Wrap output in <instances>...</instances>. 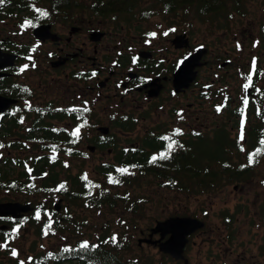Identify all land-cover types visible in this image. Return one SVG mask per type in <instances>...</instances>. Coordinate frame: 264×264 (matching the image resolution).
Here are the masks:
<instances>
[{
  "label": "flooded vegetation",
  "instance_id": "af4514ba",
  "mask_svg": "<svg viewBox=\"0 0 264 264\" xmlns=\"http://www.w3.org/2000/svg\"><path fill=\"white\" fill-rule=\"evenodd\" d=\"M43 1L42 9L37 0H3L0 3V97L15 101L5 112H0V144L3 145L0 147V168L5 170L11 162L9 167L15 178L26 174L22 181L35 183L37 188L44 183L50 186L47 194L16 192L22 197L7 203L30 205L32 210L21 214L19 219L12 216L0 218L3 220L1 225L8 226L6 231L17 229L25 222L31 224L33 221L30 220L38 210L46 227L50 221L52 224L60 214L57 213L61 210L59 203L65 199V193L75 189L74 179L78 178L79 183L82 181V175L69 177L71 183L65 179L66 161L75 159L81 166L90 155L102 154L105 159L111 158L113 163L104 165L100 172L105 173V169L110 175L117 174L118 169H127L122 164L134 155V159H143L152 152L151 148L144 146L147 140L164 144V151L168 150L170 141L162 137H171L176 145L187 147H192L197 137H203L211 144L228 135L226 127L231 126L234 133L239 126L242 128L243 122V129L247 126L252 129L250 134L258 132L260 136L252 150H249L253 143L250 134L244 144L233 142L232 151L241 154L247 148V153L239 156L244 157L245 164L233 170L242 176L235 186L241 185L243 192L245 184L254 182L252 176H264V168L259 167L264 155L252 165L248 161L250 153L262 148L264 89H255L251 83L244 97L243 83L238 81L242 78V68L237 69L238 75L234 79H227L226 71H222L234 64L239 66L241 62L230 59V52L214 53L210 46L195 43L192 19L186 20L185 28H178L176 23L170 24L166 19L168 26L150 29L142 25V10L130 8L127 2L124 6L108 7L107 24L94 21L86 24L82 19L86 12L100 17L97 0ZM36 9L46 11L48 15L41 16ZM42 26L49 27L57 39L38 38L35 30ZM165 32H168L167 36ZM98 33L103 34L100 41L97 40ZM152 33L156 35L152 36ZM177 37H184L183 42L186 41L187 45L177 47L173 42ZM237 41L234 37V42ZM249 44L251 42L246 39L241 47ZM200 49L208 52L201 60L202 66L195 70V81L176 91V72ZM148 54L151 57L146 56ZM259 66L260 63L255 64L254 74ZM263 74L264 68L261 67L253 85L263 83L260 80ZM148 117H153L159 127L167 128L149 127L142 134V126ZM200 120L198 127L213 134L211 140L202 134L193 136V130L188 131V128L194 129V124ZM77 127H80V134L74 137L72 132ZM102 128L109 129L108 133L101 131ZM116 128L121 138L115 134ZM176 129H180L182 135H174ZM156 153L160 155L162 150ZM19 160L21 165L17 163ZM127 170L131 175H153L145 168ZM61 184L65 188L57 190ZM27 187L31 190V184ZM256 187L264 192V181L260 180ZM40 196L52 198L36 203ZM236 211L241 214L242 208ZM173 217L199 219L205 227L189 237L183 260H175L159 251L170 263L201 264L202 254L193 249L207 247L217 250L211 264H215L217 257L218 264H264V206L263 210L257 208L251 212L246 221V225H259L263 233L256 236L257 229L252 233L250 253H243L241 236H235L236 216H220L217 218L219 226H210L206 214L202 218ZM153 228L147 232L148 237ZM144 233L142 231L141 235L145 236ZM45 235L52 238L55 234L47 232ZM160 238V234L154 235L153 240ZM80 244L78 242L75 246L81 254ZM71 247L65 243L62 247L45 251V264H81L82 257L73 259L66 255V249ZM154 247L159 250L158 246ZM196 257L198 259L194 261Z\"/></svg>",
  "mask_w": 264,
  "mask_h": 264
},
{
  "label": "rangeland",
  "instance_id": "374dc122",
  "mask_svg": "<svg viewBox=\"0 0 264 264\" xmlns=\"http://www.w3.org/2000/svg\"><path fill=\"white\" fill-rule=\"evenodd\" d=\"M153 5L151 1L141 2V6L138 9L142 10V21H144L142 25L150 29H154L159 25L168 26L167 16L163 15L160 7L153 8ZM39 6L42 9L41 3ZM239 9L240 11L238 12L228 9L215 15L201 16L193 13L189 15V9L186 8L176 17L168 16L170 18L168 20L176 23L178 28H185L186 20L192 19L194 22L195 43L210 46L214 53L230 52V59H237L241 62L239 66L234 64L231 65V68L222 70L223 72L226 71L224 74H226L227 79H234V76L238 75L237 69L242 68V78L240 77L238 81L243 83V89L246 83H252L255 89H264V74L260 77L263 83L253 85V83L255 84L257 73H253L252 67L253 59L255 58V64L260 63L261 67L264 68V0H242V5ZM149 13H151V16L144 19L143 17ZM82 19L86 24L92 23V21L97 24H107L108 20L99 16L95 17L91 12L83 14ZM177 23L183 25L179 26ZM234 37L237 38V43L234 42ZM246 39H249L251 44L242 48L241 43ZM237 45H239V48ZM261 67L259 66L258 69L260 70ZM249 74L254 77L251 82L247 79ZM244 97H246V91L244 92ZM200 124L201 120L199 123L194 124V129L188 128V131L191 132L193 130V136L202 134L211 140L210 136L213 134L208 133L206 129L198 127ZM149 127L167 128L159 127L153 117H148L146 123L142 126V134ZM225 130L229 135L225 149L230 152L226 157L231 160L235 168H240L239 165L245 164V159L244 157L239 158V156L247 153V148H244V152L241 154L237 150L232 151L233 142L244 144V139L248 137L252 129L247 126L242 129L239 126L238 131L233 133L231 126H229ZM242 130L244 139H241ZM114 132L116 135L119 134V129L116 128ZM224 162H227V160L225 159ZM110 163H113L111 158L105 159L102 154H93L83 160L81 166L78 165V160L66 161L63 172L68 182H70L69 177L73 178L75 175H82L81 178L83 179L86 174L87 180L92 182L98 191L109 189L117 199V203L114 206L104 205L100 208H90L85 207L83 203L73 205L65 198L63 202L59 203L61 210L57 212L60 213L59 216L62 218V223H60L62 227L54 229L56 226L54 220L57 219V216L49 227L51 232L55 234L52 238H47L48 236L45 235L46 230L39 235V229L36 227L38 223L36 215L34 219L30 220L34 222L33 225L25 222L19 225L17 229L13 228L11 230L8 240L0 237V245L8 244L7 248L0 247V264H20L21 261H24V264H30L38 253L57 249L65 243L67 247H71L78 244V242L87 241L90 244L103 239L111 245L114 244L112 241L113 237L119 238L118 243L127 249V252H125L127 259H129L128 261H133V264H173L162 257V254L153 245L143 243L141 246L139 241L149 239L147 232L151 228H155L158 222L176 215L202 218L206 214L208 215L207 221L210 226H219L220 223L217 218L220 216H236L235 236H241L243 253H250L253 248L249 239L256 229L258 230L256 236L263 234L259 225H246V221L249 219L251 212L257 211V208L263 210L264 202H261V200L264 201V192H261V188L256 186H258L260 180L264 181V176H252L254 182L245 184L243 192L241 185L238 186L239 188L235 186L239 184L237 181L225 184L220 189L215 190V193L202 195L183 192L177 188L167 187L162 183L153 181L144 183L137 190H128V188H123L121 185L113 186L109 181L106 182L105 177L108 174L101 173L100 168ZM259 167L264 168V160ZM68 172L70 173L67 174ZM235 188H238V190H234ZM17 197L22 196L0 191V203L14 202L18 200ZM47 198L52 197L40 196L36 203L45 201ZM238 208H242L241 214L236 211ZM45 211L46 209L43 213ZM0 226L2 225L0 224ZM142 231L145 232V236L141 235ZM12 249L18 251L17 257L11 255ZM193 250L202 254L201 264H211L212 257L217 253L216 249L209 250L207 247L204 249L197 247ZM197 259L198 257L194 258V261H197ZM218 261L219 258L217 257L215 264H218Z\"/></svg>",
  "mask_w": 264,
  "mask_h": 264
},
{
  "label": "trees",
  "instance_id": "16d2710c",
  "mask_svg": "<svg viewBox=\"0 0 264 264\" xmlns=\"http://www.w3.org/2000/svg\"><path fill=\"white\" fill-rule=\"evenodd\" d=\"M19 2V0H17ZM39 3L43 4V0H37ZM69 0H67L68 2ZM99 3V15L100 17L108 18V7L121 5L124 6L127 2L130 4V8H139L141 2L144 0H97ZM108 1V3H107ZM153 2V8H161L163 15L167 16V19H170L168 16H178V14L184 9H189V15H215L221 12H225L228 9H232L235 12L240 11L242 0H147ZM67 8L69 6H66ZM151 16V13L147 14L144 19H147ZM171 24V21L169 22ZM259 71V70H258ZM257 71V73H258ZM121 127L126 128L121 125ZM126 130H128L126 128ZM257 132V131H256ZM258 133V132H257ZM250 134V138L253 143L249 147V150H252L260 134ZM68 143V140H65ZM228 144V135L225 138H219L216 142H211L208 144L207 140L203 137H197L192 147L182 146L181 144L176 145L174 148L176 151H172L170 157L173 159H157L155 162H152V157H159L156 152L162 150L164 151V144L158 145L154 140H147L144 144L145 148L152 149L151 153H148L144 156L143 159H134V155L131 160L123 163V167L127 169L131 168H145L148 169V172H151L153 175L147 176H138L131 175L128 173H117L110 175L109 171L103 170L108 174L106 182L109 181V177H112L114 181L118 183H110L113 186L121 185L123 188H128V190H137L142 187L144 183L153 181L155 183H162L163 185L171 188H177L180 191L188 192L194 195H202L206 193H215V190L220 189L225 184H231L235 181H239L242 176L233 172L238 168L234 167V164L231 163L226 155L230 152L225 149V146ZM235 145L233 144V147ZM182 154V156H181ZM121 159V158H120ZM119 159V161H120ZM227 162H224V160ZM21 165V161H17ZM11 162L8 163V166L5 170L0 171V191L6 192L9 194H15L16 192H25L29 194H37L38 192L46 193L49 191L50 186L46 183L42 184L41 187H36L37 184L22 181L21 178L26 174L20 175V177L15 178L14 174L11 173V168L9 167ZM215 167H217L215 169ZM189 172V173H186ZM31 184L27 187V185ZM73 185L75 189L72 191L66 192V200L73 203V205H78L83 203L85 207L95 208L102 207L104 205L114 206L117 203V199L112 194V191L100 190L98 191L93 186L94 184L89 180L82 179L79 183L78 178L74 179ZM27 188V189H26ZM29 188V189H28ZM128 192V191H127ZM24 194V193H22ZM47 194V193H46ZM45 194V195H46ZM44 218L38 220L36 227L39 229V235L43 231L51 232V229L46 227ZM3 222L0 219V224ZM56 226L54 229L62 227L60 223V216H57V219L54 220ZM32 222L30 225H33ZM35 226V225H34ZM52 233V232H51ZM11 234V231H1L0 237L8 240V236ZM119 238H116L114 244L109 245L107 241L100 239L96 243H90L89 245H99L97 249H91L88 252L81 250V254L78 253V247L75 245L71 248H67L66 255L71 256L73 259L75 257H82L81 264H133V261H128L127 249L118 243ZM30 264H45L44 262V253H38L31 261ZM74 264V263H71ZM78 264V263H77ZM80 264V263H79Z\"/></svg>",
  "mask_w": 264,
  "mask_h": 264
},
{
  "label": "water",
  "instance_id": "95a60500",
  "mask_svg": "<svg viewBox=\"0 0 264 264\" xmlns=\"http://www.w3.org/2000/svg\"><path fill=\"white\" fill-rule=\"evenodd\" d=\"M35 34L38 38L46 40L49 38L57 39L56 35L50 33V29L47 26L39 27L35 30ZM103 34H97V40H101ZM184 37H177L173 42L177 47H183L187 45V42H183ZM207 49H200L192 56L188 57L179 67L174 76V84L176 91H180L182 88H187L190 83L194 82L197 77L195 71L198 67H201V60L207 53ZM8 57L9 55H4ZM151 57V54L146 55ZM8 58H11L8 57ZM15 103L14 100L5 97H0V112H5L11 105ZM101 131L108 133L109 129L102 128ZM32 210L30 205H21L18 203H0V218H6L12 216L14 219L21 218V214L28 213ZM205 227V223L199 219L191 217H170L165 221H160L156 224V227L152 229V233L149 239H142L139 241V245L143 243L154 245L159 247V251L167 256H171L175 260L181 261L184 259V250L189 242V237L195 232L202 230ZM8 226H0V230H6ZM161 235L159 240H153L154 235ZM169 238L164 241V239Z\"/></svg>",
  "mask_w": 264,
  "mask_h": 264
},
{
  "label": "snow or ice",
  "instance_id": "6c2138e0",
  "mask_svg": "<svg viewBox=\"0 0 264 264\" xmlns=\"http://www.w3.org/2000/svg\"><path fill=\"white\" fill-rule=\"evenodd\" d=\"M0 3H3V0H0ZM36 11L39 12L41 16H47V15H48V13H47L46 11H42V10H40V9H36ZM26 23L31 24L30 21H26ZM32 26H34V25H32ZM170 31H175V30H174V29H171ZM151 35H152V36H155L156 34H155V33H152ZM164 35L167 36V35H168V32H165ZM237 46H238V48H239V45H237ZM25 67H26V66H25ZM252 67H253V73H254V72H255V58L253 59V65H252ZM92 75L95 76L96 73L93 72ZM247 79H248L249 82H251V80H252V74H249V76L247 77ZM249 87H250V83H246V84L244 85V89H245V91H247ZM245 104H247V99H245ZM85 111H87V109H85ZM217 111H220V108H219V107H217ZM242 129H243V122H242ZM79 134H80V127H77V128L72 132V135H73L74 137H78ZM174 135H182L181 130H180V129H176L175 132H174ZM162 139H165V140H169V141H170V142L168 143V145H167V149H168V150H167V152L161 153L159 157L153 156V157H152V162H155L157 159H168V158L170 157V155H171V152L173 151L174 147H175L176 144H177V142H176L175 140H172L171 137H162ZM241 139H244V136H243V130H242V133H241ZM260 144H261L262 148H257L255 152L249 154V156H248L249 165H252V164L258 162V159H257V158L260 157L261 155H264V139H262V140L260 141ZM0 147H3V145L0 144ZM55 150H56V149L53 148V151H54V152H55ZM53 159H55V157H53ZM118 171H119L120 173L124 174V173H127L128 170H127V169H118ZM83 179L87 180V175H86V174H85V176L83 177ZM114 182L118 183V181H114V180L112 179V177H109V183H114ZM97 187H99V186L97 185ZM64 188H65V185L61 184L57 190H62V189H64ZM36 219H38V220L40 219V212H39V210L37 211ZM50 225H51V221L49 222L48 227H50ZM45 234H47V232H46ZM112 241H113V242H116V238L113 237V238H112ZM0 247L7 248V247H8V244L5 243V244H3V245H0ZM90 248H91V249H97V248H99V245H91V246H90L89 243H88L87 241L82 242V243L80 244V249H81L82 251H84V252H88V251L90 250ZM66 251H69V250L66 249ZM11 255H12L13 257H17V256H18V251L15 250V249H12V250H11ZM29 259H31V258H29ZM20 264H24V261H21Z\"/></svg>",
  "mask_w": 264,
  "mask_h": 264
}]
</instances>
